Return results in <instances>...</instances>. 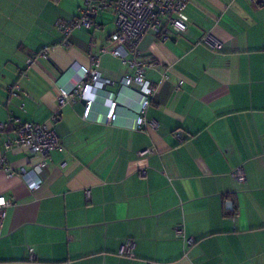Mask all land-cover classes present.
Listing matches in <instances>:
<instances>
[{
    "label": "crops",
    "instance_id": "0c3cea01",
    "mask_svg": "<svg viewBox=\"0 0 264 264\" xmlns=\"http://www.w3.org/2000/svg\"><path fill=\"white\" fill-rule=\"evenodd\" d=\"M84 2L0 0V122H44L62 141L35 191L18 170L37 157L7 152L0 195L12 204L0 223V264H264V0H190L184 32L167 26L164 40L143 37L140 59L154 63L144 76L157 86L145 111L157 127L147 130L136 128L139 86L121 88L132 68L111 53L110 9L95 16L100 29H76L69 46L58 45L56 20L79 15ZM207 33L219 50L200 42ZM93 55L109 80L101 93L120 92L111 125L101 103L86 120L80 99L57 106L59 88L77 85ZM177 226L193 244L184 247ZM126 239L134 257L117 254Z\"/></svg>",
    "mask_w": 264,
    "mask_h": 264
},
{
    "label": "built area",
    "instance_id": "2783aa9c",
    "mask_svg": "<svg viewBox=\"0 0 264 264\" xmlns=\"http://www.w3.org/2000/svg\"><path fill=\"white\" fill-rule=\"evenodd\" d=\"M188 1L190 0H85L84 7L79 15L69 20L58 18L54 24L62 35L58 45L69 46V36L74 30L79 28L98 30L100 24L95 20V16L100 11L108 9L112 11L115 29L110 34L109 39L116 43V47L112 49L111 53L132 68L131 74L122 77L121 88L130 90L131 86L136 84L139 86L142 95L135 118L136 128L139 130L155 129L157 127L156 121L145 117V111L157 92V86L145 79L144 72L146 69L153 67L154 63L140 59L139 42L149 32L159 36L162 40L166 39L167 26L172 27L176 32H184L187 29L185 8ZM200 42L213 51L220 49V41L210 33L205 34ZM55 47L56 43L46 45L42 47L39 55L47 56L48 51ZM102 52H104V49ZM130 55L131 58H129ZM33 62L34 57H29L26 64L30 65ZM92 64L93 67L90 70L81 71V79L77 85L69 89L59 88L57 106L60 108L66 103L80 99L84 102L81 118L86 120L92 104L101 103L106 107L104 123L111 125L116 119V107L119 103L117 94H120V92L114 94V96L102 94L101 90L109 83V80L99 74L98 55L92 56ZM18 72L19 75H22L24 69H19ZM163 77L165 78L166 75L163 74ZM181 83L182 81L179 82V85ZM14 88L19 89V86L16 85ZM56 113L58 114V111ZM56 113L50 117L52 122L57 118ZM14 121L9 119L0 122V169L4 171H10L11 169L7 160L8 151L15 146L25 149L31 155L37 157V162L28 169L20 168L18 175L30 191H35L43 183L41 173L47 166V156L52 151L61 150L62 141L55 130L44 122H20L19 119H14ZM9 131L12 132V136L8 135ZM173 136L179 142L184 141L180 130L174 131ZM150 151L151 149L140 151L139 155H144ZM12 174L13 172L9 173V175ZM232 175L238 180H245L241 168H236ZM11 204L12 201L0 195V223L4 219L6 208ZM175 233L183 238L184 247L194 243L193 238L184 237L182 226H177ZM134 249L135 240L126 239L121 243L117 254L119 256L134 257ZM28 251L29 259L33 260V249L29 247ZM147 264L158 263L148 262Z\"/></svg>",
    "mask_w": 264,
    "mask_h": 264
},
{
    "label": "trees",
    "instance_id": "16d2710c",
    "mask_svg": "<svg viewBox=\"0 0 264 264\" xmlns=\"http://www.w3.org/2000/svg\"><path fill=\"white\" fill-rule=\"evenodd\" d=\"M101 12V11H100Z\"/></svg>",
    "mask_w": 264,
    "mask_h": 264
}]
</instances>
